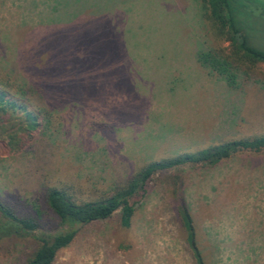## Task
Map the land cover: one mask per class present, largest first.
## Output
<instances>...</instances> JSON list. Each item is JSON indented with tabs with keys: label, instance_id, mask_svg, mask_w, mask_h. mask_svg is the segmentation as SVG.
<instances>
[{
	"label": "rangeland",
	"instance_id": "1",
	"mask_svg": "<svg viewBox=\"0 0 264 264\" xmlns=\"http://www.w3.org/2000/svg\"><path fill=\"white\" fill-rule=\"evenodd\" d=\"M52 2L59 9L48 15L41 2L0 0L1 65L21 81L19 44L24 58L49 54L54 89L34 93L52 123H41L18 153L3 144L21 115L7 125L0 115L2 198L40 202L50 185L93 198L148 161L264 132V62L238 70L234 88L208 72L198 49L214 41L200 0ZM182 201L204 264H264V148L157 171L129 198V226L119 210L78 225L52 264H196ZM35 243L32 234L1 238L0 264H21Z\"/></svg>",
	"mask_w": 264,
	"mask_h": 264
},
{
	"label": "trees",
	"instance_id": "2",
	"mask_svg": "<svg viewBox=\"0 0 264 264\" xmlns=\"http://www.w3.org/2000/svg\"><path fill=\"white\" fill-rule=\"evenodd\" d=\"M31 1L43 4L39 13L44 10L49 15L59 9L56 3H51L52 0L44 3L42 0ZM200 1L205 9L203 18L206 34L214 44L206 48L200 46L198 60L208 72L217 74L228 87L234 88L238 82V70L244 67L249 69L257 61L264 62V0ZM24 16L31 17L27 12ZM222 41H227L228 45L222 46ZM17 48L13 57L20 66L18 73L22 77L21 81L6 71L0 60L1 122L7 125L14 119L10 115L16 112L22 118L17 126L13 124V127L5 130L3 147L8 154L22 151L41 123H52L53 115L47 107L33 101L34 93L54 92L49 73L45 74L52 58L49 54L32 57V49L24 58L20 44ZM263 148L264 132L154 159L130 173L123 182L116 183L93 198H82L79 189L73 185L43 187L41 203L36 200H9L0 196V239L12 236L25 238L32 234L35 247L21 264H52L57 252L68 246L75 237L78 225L108 218L119 210L120 224L129 226L134 213L129 198L142 189L157 171L182 164L215 165L237 152H259ZM46 214L48 218L45 220ZM179 214L192 257L196 264H204L196 241L195 226L183 201L179 206ZM49 225H55L60 230L34 234L37 229L48 228Z\"/></svg>",
	"mask_w": 264,
	"mask_h": 264
}]
</instances>
